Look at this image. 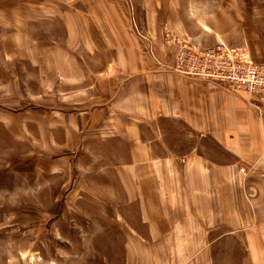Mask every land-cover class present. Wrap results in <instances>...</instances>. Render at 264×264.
I'll return each mask as SVG.
<instances>
[{
	"label": "rangeland",
	"instance_id": "obj_1",
	"mask_svg": "<svg viewBox=\"0 0 264 264\" xmlns=\"http://www.w3.org/2000/svg\"><path fill=\"white\" fill-rule=\"evenodd\" d=\"M69 21L85 32L79 44L92 50L108 48L100 38L108 30L133 40L142 57L156 59L148 21H165V38L178 46L175 64L181 46L210 50L221 44L247 48L261 63L264 0H0V264H152L145 257L153 251L137 249L136 261L130 260V240L144 241L128 227L140 228V203L117 200L128 192L125 183L115 185L121 178L114 168L106 169L110 156L73 145L65 127L52 120L61 102L56 96L68 89L62 82L60 93L57 85L52 91L51 84L57 54L74 44ZM185 143L183 137L176 150ZM85 179L102 183L97 188L106 184L105 204L66 193ZM228 237L229 246L216 245L213 259L202 253L203 264H252L245 235Z\"/></svg>",
	"mask_w": 264,
	"mask_h": 264
},
{
	"label": "crops",
	"instance_id": "obj_2",
	"mask_svg": "<svg viewBox=\"0 0 264 264\" xmlns=\"http://www.w3.org/2000/svg\"><path fill=\"white\" fill-rule=\"evenodd\" d=\"M162 22L148 21L156 60L108 30L100 36L108 48L89 49L79 44L85 32L69 21L74 44L57 54L51 84L52 91L57 85L60 93L62 82L68 89L56 96L52 120L73 145L109 155L106 169L114 168L121 178L115 185L125 183L128 192L117 200L140 203V228L128 227L144 241L130 240L131 262L138 249L153 251L145 257L152 264H203L204 251L213 259L218 245L229 246L228 235L244 234L248 260L264 264V99L173 70L178 46L165 38ZM183 137L185 149L176 150ZM208 146L214 154H206ZM98 184L85 179L66 193L105 204L107 186Z\"/></svg>",
	"mask_w": 264,
	"mask_h": 264
},
{
	"label": "built area",
	"instance_id": "obj_3",
	"mask_svg": "<svg viewBox=\"0 0 264 264\" xmlns=\"http://www.w3.org/2000/svg\"><path fill=\"white\" fill-rule=\"evenodd\" d=\"M185 77L213 81L231 91L264 99V62H254L243 49L224 44L210 50L181 46L175 69Z\"/></svg>",
	"mask_w": 264,
	"mask_h": 264
}]
</instances>
